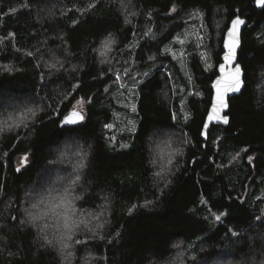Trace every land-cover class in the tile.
Instances as JSON below:
<instances>
[{
	"label": "trees",
	"instance_id": "1",
	"mask_svg": "<svg viewBox=\"0 0 264 264\" xmlns=\"http://www.w3.org/2000/svg\"><path fill=\"white\" fill-rule=\"evenodd\" d=\"M255 3L0 0V264H264ZM238 16L246 86L205 146Z\"/></svg>",
	"mask_w": 264,
	"mask_h": 264
},
{
	"label": "water",
	"instance_id": "2",
	"mask_svg": "<svg viewBox=\"0 0 264 264\" xmlns=\"http://www.w3.org/2000/svg\"><path fill=\"white\" fill-rule=\"evenodd\" d=\"M255 6H256V8L259 11L264 8V6H257V3H255ZM237 19L242 20L243 23L240 24L238 26V29L236 30V39L238 40V46L236 47V51H235V59H234V61L232 62L231 65H228V63L224 60L225 54L228 53V48L225 47V42H227L229 40L228 32L233 29V21L237 20ZM234 20L230 23L229 28L226 31L225 36H224L223 45H222L223 55L221 57V64L219 65V67L217 69L218 76H217V78L213 81V83L210 86L211 90L213 91V99H212V104H211L209 113L207 115L203 130H202V134H201V138L205 142V146H206V143L209 140V133H210L212 127H215V126L228 127L229 126L230 120H231L230 116H229L230 100L235 98V97L240 96L242 94V92L244 91L245 86H246V82H245L246 73H245V70H244L242 64L240 63L239 55H240V52H241V49H242V44H243V42H242L243 33H244V30L246 29V27L248 26V21L246 19L242 18L241 16L236 17ZM221 65H225L226 70L229 69V68L234 70L236 65H239V67L241 69V74H240L241 84H240V87H239L238 91H227V92H225L223 94V96H224V104L226 105V107H224V106H219L218 107V116H219V118H216L217 113H213V106L217 105L218 102H217V88L214 87V85H216V82L218 80H221L223 75H224L220 71V66ZM73 112L78 113L80 116L83 117V119L82 120L81 119H77V122L74 123V124H65L64 120H63L62 126L74 127V126L80 125V124L85 122V119H86L85 113L80 111V110L74 109L67 116L71 115ZM210 116H212L213 118L209 119ZM225 118L227 119V123L224 122Z\"/></svg>",
	"mask_w": 264,
	"mask_h": 264
},
{
	"label": "snow or ice",
	"instance_id": "3",
	"mask_svg": "<svg viewBox=\"0 0 264 264\" xmlns=\"http://www.w3.org/2000/svg\"><path fill=\"white\" fill-rule=\"evenodd\" d=\"M257 6H264V0H256ZM242 20H234L233 21V29L228 32V37L229 40L225 42V47L228 48V53L225 54L224 60L228 63V65H231L232 62L235 59V51L236 47L238 46V40L236 39V30L238 29V26L242 24ZM220 71L223 73V77L221 80H218L216 82V85L214 87L217 88V105L213 106V113H217L216 118H219L218 116V107L219 106H224V96L223 94L227 91H238L241 81H240V74H241V69L239 65H236L235 69L232 70L231 68L227 69L225 68V65L220 66ZM213 117L210 116L209 119H212ZM77 119H83L82 116H80L78 113L73 112L71 115L66 116L64 118V123L65 124H74L77 122ZM224 122L227 123V119H224ZM26 159V158H25ZM81 167L83 165L81 164ZM60 209L64 213V219H68V214H75V209L72 206V201L67 198V196L64 197V199L60 202L57 203L54 206L53 210ZM58 215L60 214L59 212L57 213ZM216 219L219 220L220 217L216 216ZM67 227V225H66ZM70 238V237H69ZM50 243V242H49ZM76 243H80V241H76ZM67 247V245H64Z\"/></svg>",
	"mask_w": 264,
	"mask_h": 264
},
{
	"label": "rangeland",
	"instance_id": "4",
	"mask_svg": "<svg viewBox=\"0 0 264 264\" xmlns=\"http://www.w3.org/2000/svg\"><path fill=\"white\" fill-rule=\"evenodd\" d=\"M198 27H200V26H198ZM126 80H127V77L120 78V82H122V84H123V82L126 81ZM133 92H134V91H132V92L130 91V94H131V93L133 94ZM130 110H131V112H132V115H131L130 118H132V117L134 116V114H135V110L133 109V107H131ZM80 111H82V110H80ZM39 206H41V205H39ZM36 208H37V207L35 206L33 209H36ZM38 208H39V207H38ZM38 208H37V209H38ZM49 216H50V215H49ZM50 217H51V216H50ZM47 218H48V216H47ZM56 228H57L58 233H59V232L61 231L60 226H57Z\"/></svg>",
	"mask_w": 264,
	"mask_h": 264
}]
</instances>
